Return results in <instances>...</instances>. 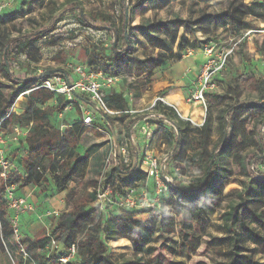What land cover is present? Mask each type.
Listing matches in <instances>:
<instances>
[{"label": "rangeland", "instance_id": "374dc122", "mask_svg": "<svg viewBox=\"0 0 264 264\" xmlns=\"http://www.w3.org/2000/svg\"><path fill=\"white\" fill-rule=\"evenodd\" d=\"M11 1V5L0 13V34L1 37H9L11 39L19 38L26 34H33L44 30L49 27V23L53 17H58L68 10L69 4L73 2L80 3V11L87 16H95L96 13H102L111 21L116 22L118 28L121 27V0H0V6L4 2ZM141 0H129L126 2L129 7V18H131L132 31L130 34L131 47L129 50V58L145 60L153 66V59L158 53L153 46L147 45V41L139 34L138 26L145 19H150L153 22L169 21L171 25L178 29L179 34L186 35L187 43L190 45H196L199 49H187L184 53L178 55V60H171L165 63L163 66L155 70L152 83L147 87L150 90H146L143 94L148 97H132L131 91L126 92V99L129 102V109L125 113L118 115H106L95 106H93L86 99H79L75 103H69L65 98L58 100L55 98L53 102L49 101L45 107H56L63 109L61 114H56L51 119V124L59 128L60 131H65L66 128L71 126L83 125V112H89L94 115V125L86 126L87 130L81 132L80 138L73 142L74 149L85 155L87 146L92 141L104 142L109 149V155L106 161V169L102 176H95L91 170V161L88 159L87 164L81 165L78 168L74 176V182L67 186V190L58 193L55 189V176L51 170L52 161H44L41 165L40 173L42 174V182L37 185H24L22 174H12V182L17 184V195L27 198L28 207L32 206L33 211L20 212L19 219V237L16 241L19 245V251L23 252L22 243L25 239L39 240L44 236H50L56 227L58 218L66 212L65 198L69 191L75 190V194L80 199L85 201L88 198V194L94 193L101 183L103 186H111L113 190H121L125 187L124 183L118 178L114 172L111 178H108L107 174L112 172L117 167V158L123 161L125 168L130 167L137 168L140 163L137 162L143 159V154L146 150L156 151L158 158L162 163L170 157V147L167 145L164 149L160 150L158 147V137L160 138L164 133L155 129L149 143L137 141L136 134L140 132L143 121H148L149 115L153 114V107L147 108V101L154 98V94L151 92L153 88V82L159 83L166 82L169 76H172L173 80H179L185 75V71H180L181 62H185L188 58L194 56L199 57L200 67L198 72L192 76V83L188 90V98L191 99L192 91L195 85L198 84L201 75L203 65L210 61L211 70L214 72L211 76L212 83L215 85L214 91L209 93L206 97L207 110L201 117L202 122L196 123L203 125L206 116L210 118L208 141L204 145L202 143V136L195 135L192 139V146L197 150L203 151L205 158H208L209 154L216 153L220 157L232 160L234 155L240 153L243 156L254 152L257 154V161L260 158H264V152L261 147L253 142V133L256 131V126L262 118L264 119V90L260 91L257 87V81L264 77V9L257 7L254 11L258 14L253 15H239L233 16V11L237 10L241 1H243L244 9L247 10L254 0H236L234 4H230L229 1L234 0H211L208 3V12L214 14L227 13L230 18L242 20L244 19L251 26H247L241 29L240 23H237L236 28L232 27H218L214 28L209 35L210 43L206 46H202L203 41L207 36L198 32L196 34H190L183 30L176 16L183 19H196L201 14V9L204 7L205 2L201 0H174L170 3L169 8L164 5L156 4L154 2L147 3L143 6H139ZM79 24L75 15L67 13L59 24L52 26L51 30H55L56 37H52L50 40H44L42 36L30 37L33 42L27 45L25 48L26 60H19L18 56L12 55V73L14 77H20L24 79L34 78L38 71L47 68H56L64 70L66 62L74 61L76 63H84L86 58V50L94 45H101L103 40L111 43L112 36L106 30L101 33L98 29L93 27H75L72 25ZM71 28L73 30H71ZM91 28L93 32H89ZM71 30V37H77V47L65 51H56L52 47L54 43H59L62 37ZM77 31L74 33V31ZM99 31V32H97ZM179 39L173 45L174 53H177V44ZM54 42V43H52ZM208 51H212L209 53ZM60 53L62 59H55ZM61 58V57H60ZM202 61L203 64L201 63ZM202 64V66H201ZM70 72V71H69ZM149 74L146 73L138 82H145ZM33 80V79H32ZM15 82L8 81L3 77L2 68L0 66V83L6 86V95H13L21 87V83L17 80ZM124 82H126L124 80ZM129 84V82L127 83ZM128 86V85H127ZM29 95V94H28ZM20 97L16 101L15 109L19 115L22 110L24 111L29 97ZM160 95V94H159ZM158 95V96H159ZM136 98V99H135ZM141 98H146V103L141 101ZM235 101L258 103L256 109H230ZM190 104L193 105L192 102ZM164 105V104H163ZM83 107V110L80 107ZM146 109V110H144ZM230 109L227 114L229 121H227V137L224 142V130L222 127V120L225 110ZM141 110V111H137ZM143 110V111H142ZM187 116L188 111H185ZM108 117L112 119L113 125L108 123ZM135 121L133 126H129V121ZM153 125L161 126L158 119H152L149 121ZM187 122V121H186ZM192 127H197L189 121ZM9 126V125H8ZM7 126V127H8ZM85 126V125H84ZM164 126V125H163ZM132 128L131 133L134 135L136 142H138L137 158L130 154L131 143L129 139V130ZM155 128V127H153ZM164 128V127H160ZM198 128V127H197ZM8 131L7 139L10 140L13 137V131ZM12 131V132H11ZM114 133L121 139V148L124 147L126 155H123L120 149H116L114 143ZM246 134L247 138L242 142L239 137L240 134ZM159 135V136H158ZM158 136V137H157ZM166 139V137H164ZM155 139V140H154ZM154 141L155 144H154ZM25 138L20 137L19 141L14 144L11 141L5 148L6 156L15 163L19 156H22L23 145H25ZM16 145V146H15ZM114 146V147H113ZM191 155L192 152H189ZM156 154V153H155ZM67 156L64 157V161ZM62 161V163H64ZM230 169L234 171L232 177L228 180L224 193L221 196H216V200H220L222 208H226L229 201V197L236 192L241 191L244 184L249 179L239 169L231 164ZM257 169L264 173V163L258 164ZM22 172V171H21ZM201 171L199 168L188 162L187 164H179L176 161H171L168 166V173L177 180L182 186H195L197 180L200 179ZM22 176V175H21ZM20 177V178H19ZM142 182V181H140ZM137 183L136 185H138ZM0 179V197L5 202V187ZM145 189L143 183L139 184L137 192H141ZM152 200L154 197H151ZM227 198V199H226ZM160 202H163L160 200ZM88 209H96L95 202L89 203ZM6 213L10 221L13 220L14 211L9 208L7 203L1 207ZM161 213H167L174 218V224L176 226L173 233H169L165 236L154 235L152 243L149 245L151 248V254L144 253L139 255L133 249L131 242L125 238H117L108 243V253L111 258L118 263L134 260L137 256L143 258L142 264H196L197 262H206L212 264L213 260H221L214 253V244L212 243L209 235L212 237L224 236L222 230L223 221L221 218V212L210 214L206 218V228L203 231L201 227H194L193 234L198 238V241H191L188 246H184L181 242L178 232V224L182 220L181 215H175L171 206L168 204H162ZM94 220L89 224L96 228L98 222L102 220L104 222L106 218L99 220V212H95ZM149 216L144 218L148 219ZM135 220L143 221L145 219L138 217ZM12 224V223H11ZM264 234V230L260 229ZM1 235V227H0ZM58 249L50 246L49 256L57 259H64L69 256V249L65 248L61 242H56ZM247 246L250 248L256 247L253 243L247 242ZM218 245V244H217ZM221 246V245H218ZM259 259V264H264V257L260 254L256 255ZM22 259L25 261L28 259L24 253ZM71 261L76 262L78 257L75 255L70 258ZM81 262V261H80ZM63 263V262H62ZM82 263V262H81ZM0 264H17L15 255H10L8 249L4 244L0 245ZM65 264V263H63Z\"/></svg>", "mask_w": 264, "mask_h": 264}, {"label": "trees", "instance_id": "16d2710c", "mask_svg": "<svg viewBox=\"0 0 264 264\" xmlns=\"http://www.w3.org/2000/svg\"><path fill=\"white\" fill-rule=\"evenodd\" d=\"M127 1L129 0H121L122 25L120 28L116 26L115 21L109 20L102 13H96L95 16L83 14L80 11V3L73 2L69 4L68 10L64 11L62 15L53 17L49 23V27L42 31L26 34L14 39L1 37L0 34V66L3 77L8 81L17 83L14 81L17 80L21 83L18 91L10 96L6 95V86L0 83V121L5 119V129L12 130L13 132L15 128L28 129V136L25 138L26 143L22 148L24 154L19 156L15 163L13 162L19 171L9 174L8 183H15L12 182V174L16 173L19 175L22 173L20 177H23L24 185L40 184L42 182L40 167L44 161L49 160L52 161L51 170L55 176V189L58 193H62L67 190V186L74 182V176L79 166L87 164L88 159L91 161V170L95 176H102L106 169V161L109 155V149L104 142L92 141L87 146L85 155H80L74 149L73 142L80 138L81 132L87 130L84 124L68 127L63 132L51 124V119L56 114H61L63 109L45 107V105L52 99L58 98V100H61L65 98L64 96H56L46 90L33 91L28 95L27 105L21 115L11 112L16 101L22 95V97H27L26 93L31 90V85L40 81L41 75L38 73L32 78L33 80L14 77L12 73V55L15 53L14 55L18 56V58L24 55L26 46L34 41L30 37L39 36L41 38L49 34L52 31V26L60 23L67 13L75 15L80 26L93 27V29L102 31L106 30L112 36L110 47L104 48L101 45L89 47L86 50V58L83 64L96 71H103L113 76L121 77L126 82L132 77L133 80L127 84V88L135 97L141 96L148 89L147 87L152 83L151 79L155 70L171 60H178V55L184 53L189 48L199 49L198 46L187 43L188 36L181 35L178 37V29L174 28L169 21L153 22L150 19H145L138 26V31L146 39L147 45L153 46L158 50L153 59V66H150V63L145 60L129 58L127 56L131 47L129 33L133 28L131 26V18H129L126 26L124 8ZM173 1L141 0L138 5L143 6L154 2L169 8L170 3ZM201 1H204L205 5L201 9V14L198 18L183 19L176 16V19L183 30L188 32L189 35L201 32L207 36L202 43L203 47L210 43L208 37L214 28H236L237 23H240L241 29L251 26L244 19L230 18L227 13H209L207 11L208 3L211 0ZM235 1L229 2L230 4H234ZM243 7L244 4L241 1L239 7L236 8L237 10L233 11V16H257L258 14L254 9L257 7L264 9V0H254V4L247 10ZM177 39L179 41L177 53L175 54L173 45ZM53 45H56V43ZM55 59L64 61L60 53ZM47 70L59 69L47 68ZM62 71L65 78L70 80V74L65 70ZM146 73L149 74L147 80L145 82H138V79H141ZM256 87L260 91L264 90V77L257 81ZM105 102L110 109L122 113L127 112L129 109V102L126 96L114 90L107 92ZM258 106H260L258 103L235 101L230 109L253 110ZM230 109L225 110L223 116L220 117L224 130V138L227 129L226 123L229 121L227 114L230 112ZM153 114L159 122L168 123L166 121H169L174 123L176 127L172 126L171 132L163 131L167 144L170 147V157L166 163L167 176L172 178L168 173V166L173 160L179 164L191 162L202 173L195 186H182L173 178V183L169 186V196L164 199L165 203L171 206L175 215L182 216V220L177 226L182 244L188 246L191 241H198L199 239L193 234L194 227H201L204 231L206 228V218L210 214L220 211L223 221L222 230L225 235L222 237H212L209 235L214 244V253L221 259L219 261L213 260L212 264H259V259L256 255L260 254L264 257V234L260 231V229L264 230V173L257 169V165L264 163V158H260L257 161V154L254 152L243 157L240 153H237L232 160L220 157L216 153H211L208 158H205L203 151L197 150L192 146V139L195 135H199L202 136V143L204 145L207 143L210 126L209 116H206L204 124L201 127H192L189 121H182L174 109L165 107L159 101L153 107ZM135 121H129L128 125L133 126ZM108 123L113 125L110 117H108ZM178 134L180 135V141L176 148ZM253 135V142L258 144L264 152L263 118L258 122ZM246 138V134H240L239 139L242 142ZM130 143L132 147L131 154L135 157L138 152V146L134 142L133 136L130 139ZM113 145L117 150L121 148V142L117 134ZM189 152H192V154L189 155ZM65 156L67 158L64 161ZM117 162L119 166L115 167L107 176L111 178L114 172L117 174L118 178L125 185L119 191L122 193L131 189L137 191L140 183L145 185V175L137 172V168L133 169L134 167H130L126 169L119 157L117 158ZM231 164L236 166L241 173L243 172L249 181L244 184L241 191L229 197L230 202L223 209L222 203L220 200H216L215 197H222L229 178L234 174V171L230 169ZM1 172L2 169L0 168V174ZM1 181L5 187V182ZM137 183L139 184L136 185ZM95 200V192L88 194V198L83 201V199L76 196L75 190L69 191L65 198L67 210L58 218L52 234L44 236L39 240L25 239L22 243L24 251L20 252L14 227L7 217V213L1 208L2 205L6 204V201L4 202L0 197V245L4 244L10 255H15L17 264H63L61 259L49 256L48 246L51 240L61 242L69 250L75 245L76 256L79 260L76 262L69 260L65 264H142L143 258L141 256H137L132 261L115 262L108 253V243L117 238H125L131 242L136 253L139 255L148 253L150 255L151 248H149V245L152 243L155 234L163 237L175 231L174 218L167 213L159 212L160 215H154L149 210L140 211L119 208H115L107 214H99V220L101 217L106 218V220L104 222L100 220L98 226L93 228L89 224L94 220L95 212L98 210L97 208L89 210L87 205L95 202ZM149 215L148 219L144 218ZM138 217L145 220H135ZM247 242L253 243L256 247L250 248L247 246ZM24 253L28 257L25 261L22 259ZM196 264L208 263L201 261Z\"/></svg>", "mask_w": 264, "mask_h": 264}, {"label": "built area", "instance_id": "2783aa9c", "mask_svg": "<svg viewBox=\"0 0 264 264\" xmlns=\"http://www.w3.org/2000/svg\"><path fill=\"white\" fill-rule=\"evenodd\" d=\"M11 1L4 2L0 6V13L3 10H6L11 4ZM59 24V23H58ZM73 29L75 27H82L79 24L72 25ZM71 28V30H73ZM90 29L89 32H93V29ZM68 30L67 33L62 37V40L52 47L53 50L61 51H69L77 47L78 38L71 37L70 32ZM77 31L75 30L74 33ZM99 32V31H97ZM101 33L103 31H100ZM52 37H56L55 30H52L49 34L43 37L44 40H50ZM102 47L109 48L110 42L103 40ZM211 53L212 51H208ZM21 60H26L27 56L22 55L19 57ZM210 61H207L201 70V75L199 78V82L195 85L194 90L191 94V99L189 102L193 104L200 105L203 109V114L207 110V102L206 97L209 93L214 91L215 85L212 83L211 76L213 75V71L211 70ZM67 71L72 79L67 80L63 74H54L52 76L43 78L40 77L39 83H33L31 85V90L26 94H30L33 91L46 90L52 92L56 96H64L67 102L75 103L77 98L88 100L93 106L102 111L106 115H118L122 114L120 111L110 109L106 102L105 97L107 92L110 90H114L117 93H121L120 90L127 91L126 88L122 87L120 84L121 78L118 76H113L109 73H105L103 71H96L91 67H88L86 64L82 63H74V62H66L63 68ZM47 69H41L38 71V74H42ZM70 71V72H69ZM133 78L129 79L131 83ZM71 85V86H70ZM124 91V92H125ZM122 94V93H121ZM23 96V95H22ZM21 96V97H22ZM161 102L165 106L172 108L175 110L178 116L180 113L177 107L168 102L164 97H158L155 101ZM16 104L12 108V113H17L15 109ZM83 110V107H80ZM83 124L85 126H93L94 125V115L89 112H83ZM152 119H157L154 114L149 115L148 121H143V125L141 126L139 135L142 137L145 143L150 142V138L153 135L155 129V125L151 124L149 121ZM187 121H190L188 118ZM5 119L0 121V168L2 172L0 174V179L5 182V197L7 205L11 210L15 213L13 220L11 221L12 226L14 227L15 235L18 239L19 237V225H20V212L23 211H33L32 206L28 207L27 198L23 196H18L17 194V184L8 183L9 174L19 171V169L9 160L6 156L5 148L8 146L9 142H13L16 144L20 137L26 138L28 136V129H20L15 128L13 137L8 140L7 135L8 131H6ZM204 124V123H203ZM197 127H201L202 125H196ZM16 146V145H15ZM121 152L123 155H126V150L124 147L121 148ZM140 163L142 173L145 175V189H142L141 192H137L134 189L126 190L122 193L119 190H113L111 186H103L101 183L98 188L95 190L96 200L95 205L99 212V214H107L111 210L115 208L119 209H129V210H149L154 215H160V210L162 204L165 203V198L169 196V186L173 183V177L170 178L165 176L162 169V161L150 150H146L143 154V159L139 160L137 158V162ZM151 197H154L152 200ZM162 200L163 202H160ZM52 246L58 249V245L55 240H51L48 248ZM70 254L68 257L61 259L63 263H66L70 260V258L76 255V247L73 245L70 248Z\"/></svg>", "mask_w": 264, "mask_h": 264}, {"label": "crops", "instance_id": "0c3cea01", "mask_svg": "<svg viewBox=\"0 0 264 264\" xmlns=\"http://www.w3.org/2000/svg\"><path fill=\"white\" fill-rule=\"evenodd\" d=\"M71 62H74V61H71ZM203 62L204 61H202L201 63L203 64ZM74 63H76V62H74ZM200 62H199V57L198 56H194V57H192V58H188L185 62H181V67H180V71H185V75H184V77H182L181 79H179V80H173L172 79V76H169V78L167 79V81L164 83V82H162V83H159L158 81H155V82H153V88H151V92L155 95L154 96V98L153 99H149L147 102V108L146 109H148V108H150V106L151 107H153V105L155 104V101H156V99L160 96V97H164L168 102H170V103H172V104H174L176 107H177V109H178V111H179V113H180V116H179V118L182 120V121H184V122H186L187 121V119L189 118L190 119V121H192V124H194V125H197L196 123L198 122H202V116L204 115L203 114V109H202V107L200 106V105H196V104H190V102H189V99H187L188 98V90L190 89V86H191V83H192V76L193 75H195L196 74V72H198V69L200 68L199 66H198V64H199ZM202 64H201V66H202ZM121 78V77H120ZM71 79H72V76H71ZM129 82V81H128ZM128 82H124V79L122 80V78H121V81H120V84H121V86L122 87H124V88H126L127 89V91H123V89L122 90H120V92L124 95V96H126L127 94H126V92H128V88H127V83ZM148 90H150V88L149 89H147V91ZM146 91V92H147ZM145 92V93H146ZM120 93V94H121ZM160 94V95H159ZM144 95V97H148V96H146L145 94H143ZM142 95V96H143ZM159 95V96H158ZM132 97H135L134 95H131ZM142 96H139V97H136L137 99H139L140 97H142ZM135 98V99H136ZM144 99H146V98H141V101L143 102V103H146V100H144ZM53 100L54 99H52L51 100V102H53ZM165 106V105H164ZM165 107H167V106H165ZM146 109H144V110H146ZM188 111V114H187V116H185V111ZM137 111H141V110H137ZM143 111V110H142ZM24 111H22L21 113H23ZM191 116H194L197 120H195V121H193L192 119H191ZM205 121V120H204ZM164 125V126H163ZM198 125H201V124H198ZM160 127H164V128H160ZM199 127V126H198ZM162 129V130H160V134H162L161 133V131H169V132H171L172 131V125L171 124H168V123H164V124H161V126H159V125H155V128L154 129ZM156 131V130H155ZM132 134V133H131ZM132 136H133V138H134V142L136 143V144H139L138 142H141V140H142V137H140V135H139V132L136 134V137H137V141L138 142H136V140H135V137H134V135L132 134L131 135V137H130V135H129V139H132ZM159 136V135H158ZM157 136V137H158ZM161 137L159 138L158 137V147H160V150H162V149H164L168 144H167V141H166V139L164 138L165 136H163V134L162 135H160ZM120 139V138H119ZM155 140V139H154ZM120 142H121V144H122V141H121V139H120ZM155 142L156 141H154V144H155ZM138 146V145H137ZM151 152H153L156 156H157V152L154 150V151H151ZM138 153V152H137ZM130 154H131V152H130ZM132 155V154H131ZM158 157V156H157ZM135 158H137V154L135 155ZM137 172H140V174L142 175L143 173H142V171H141V168H140V166H138L137 165ZM134 173H136V172H134ZM133 173V174H134ZM132 174V175H133ZM144 175V174H143Z\"/></svg>", "mask_w": 264, "mask_h": 264}, {"label": "water", "instance_id": "95a60500", "mask_svg": "<svg viewBox=\"0 0 264 264\" xmlns=\"http://www.w3.org/2000/svg\"><path fill=\"white\" fill-rule=\"evenodd\" d=\"M124 14H125V17H126V26H127V23H128V20H129V7H128V4H126V6H125V8H124ZM125 35H126V33H125ZM126 40H127V38H126ZM5 60H6V58H5ZM7 66H8V64H7ZM57 73H59V74H63V75H64V73H63L62 70H47V71H45L44 73L41 74V77L46 78V77L52 76V75L57 74ZM70 86H71V85H70ZM166 122H168V123L171 124L174 128H176L174 123L169 122V121H166ZM131 130H132V128H130V130H129V135H130V137H131V135H132V134H131ZM226 137H227V130L225 131V138H224V142H223L222 147L224 146V144H225V142H226ZM114 140L116 141V134H115V133H114ZM179 141H180V135L178 134V136H177V144H176V148H177L178 145H179ZM176 148H175V149H176ZM168 160H169V158H167V159L163 162V165H162L163 173H164L165 176H167V174H166V163H167ZM117 166H119V165L117 164Z\"/></svg>", "mask_w": 264, "mask_h": 264}, {"label": "bare ground", "instance_id": "6f19581e", "mask_svg": "<svg viewBox=\"0 0 264 264\" xmlns=\"http://www.w3.org/2000/svg\"><path fill=\"white\" fill-rule=\"evenodd\" d=\"M191 119H192L193 121L197 120L194 116H191ZM197 123H198V122H197Z\"/></svg>", "mask_w": 264, "mask_h": 264}]
</instances>
